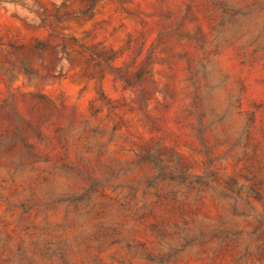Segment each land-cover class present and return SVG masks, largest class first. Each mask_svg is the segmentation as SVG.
I'll return each instance as SVG.
<instances>
[{
  "label": "rangeland",
  "instance_id": "374dc122",
  "mask_svg": "<svg viewBox=\"0 0 264 264\" xmlns=\"http://www.w3.org/2000/svg\"><path fill=\"white\" fill-rule=\"evenodd\" d=\"M69 262L264 264V0H0V264Z\"/></svg>",
  "mask_w": 264,
  "mask_h": 264
},
{
  "label": "trees",
  "instance_id": "16d2710c",
  "mask_svg": "<svg viewBox=\"0 0 264 264\" xmlns=\"http://www.w3.org/2000/svg\"><path fill=\"white\" fill-rule=\"evenodd\" d=\"M231 184H232V186H234V187L236 186V183H235L234 181H232ZM239 188H241V187H239ZM239 190H240V189H239ZM67 262H68V261H67ZM67 262H66V263H67ZM260 262H261V260H257V261L254 262V263H260ZM254 263H253V264H254ZM69 264H70V262H69Z\"/></svg>",
  "mask_w": 264,
  "mask_h": 264
}]
</instances>
